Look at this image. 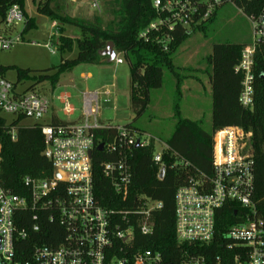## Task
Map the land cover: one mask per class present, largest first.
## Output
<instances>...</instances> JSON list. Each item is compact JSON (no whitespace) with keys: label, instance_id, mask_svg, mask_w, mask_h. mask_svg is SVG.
<instances>
[{"label":"built area","instance_id":"built-area-1","mask_svg":"<svg viewBox=\"0 0 264 264\" xmlns=\"http://www.w3.org/2000/svg\"><path fill=\"white\" fill-rule=\"evenodd\" d=\"M234 0H154L158 13L140 37L149 40L152 32L171 33L180 26L191 28L208 20ZM95 8H100L95 0ZM253 26V40L244 45L235 72L242 74L239 101L245 108L254 105V63L257 46L264 43V8L258 15L248 16ZM27 17L19 4L7 10L0 22V51L9 50L23 41ZM23 30L17 32L19 25ZM53 38L59 36L58 24ZM156 40L163 41L160 35ZM52 42V41H51ZM58 39L46 43L52 53ZM167 48V47H166ZM116 63L123 60L116 54ZM90 75H87L89 77ZM31 82L30 85H25ZM47 81L19 79L12 82L0 74V111L13 117L8 121L32 119L41 126L45 137L43 155L50 161L53 175L38 179L27 176L24 185L28 195H20L0 182V264H174L144 241L137 244L135 225L142 236L154 233L153 213L163 206L159 200L138 195L132 207L120 209L103 206L94 192L93 154L104 152L103 172L110 179L115 193L123 202L129 201L133 182L131 158L133 149L148 146L152 139L137 137L124 125L101 120L100 91L82 92V110L75 117L76 107L68 90L50 93ZM53 90V89H51ZM106 89L104 94L110 95ZM57 102L58 106L55 105ZM59 112L66 119H61ZM49 115L48 121H44ZM105 132L104 136L98 132ZM8 132L17 139V127ZM103 144V150L98 146ZM156 143V142H155ZM253 132L241 126H225L213 135L212 174L197 173L180 185L175 194V232L182 248L176 264H264V220L258 216L253 199L255 191V160L252 150ZM0 144V153H1ZM167 145L153 156L160 172L165 170L163 153ZM1 162V156H0ZM185 167L188 162H181ZM1 173V170H0ZM165 175V172H164ZM234 210L240 221L228 226L220 244L223 254L209 258L207 252L217 234V219L221 210ZM31 213L29 229L19 225ZM30 219V218H29ZM45 220L56 222L65 229L58 245L35 242L30 255L24 241L34 240L43 230Z\"/></svg>","mask_w":264,"mask_h":264},{"label":"trees","instance_id":"trees-1","mask_svg":"<svg viewBox=\"0 0 264 264\" xmlns=\"http://www.w3.org/2000/svg\"><path fill=\"white\" fill-rule=\"evenodd\" d=\"M52 0H47L39 11L61 24L57 27L58 48L61 52L72 50L74 39L63 34L64 23L80 29V36L75 39L78 47L76 57L62 58L61 63L45 71L35 72L31 69L17 68L19 79L47 81L54 89L59 84L64 73L71 72L80 64H99L106 61L99 52L106 48L109 42L114 43L116 53L123 54L130 66V105L139 117L150 103L152 89L163 85L164 70L168 69L178 75L174 63L177 48L186 41L192 31L199 29L207 31L206 24L211 22L216 12L206 21L191 28L178 26L171 33V40L164 37V32H152L149 40L140 37V32L157 18L154 0H119L116 18L107 26L97 18L93 22L73 19L59 15L49 6ZM14 4H19L27 17L22 34L35 27L34 18L25 11L26 0H0V22L6 17L7 10ZM234 6L243 11L246 16L258 15L264 8V0H234ZM160 35L163 41L156 40ZM248 44V43H247ZM246 44L215 43L207 62L211 67L209 72L212 86V126L206 129L201 120L182 117L180 110L176 111V125L172 136L166 141L167 149L163 153L165 175L158 178L159 167L153 163L156 151L155 140L145 147L133 149L131 158L133 182L129 201L123 202L115 193L110 179L104 174L102 162L108 157L104 152L94 151L93 154V184L95 196L99 202L108 208L127 209L132 207L138 195H147L162 202L160 210L153 213L154 233L142 236L135 225L136 242L144 241L146 247L159 249L168 262L176 264L181 249L188 245H180L175 232L176 204L175 194L178 187L191 175L203 173L212 174L213 135L215 130L225 126H241L253 132L252 150L255 160V191L253 195L258 216L264 220V43L257 46L254 63V105L245 108L239 101L242 74L235 72V66L241 58L242 49ZM167 47V48H166ZM12 67H0L5 74ZM180 86V82H178ZM22 120L8 123L0 111V182L6 188L20 195H28L29 189L24 185L27 176L45 179L53 175L50 161L43 155L45 137L41 126L20 125ZM12 126L17 127V139L13 140L8 132ZM133 129L132 124L126 125ZM134 130V129H133ZM99 135L105 132L99 131ZM181 162H188L184 166ZM30 218V219H29ZM240 221L239 213L234 210H221L217 219V234L214 242L208 246L207 255L213 258L222 255L220 240L228 226ZM31 213L19 225L20 229H29ZM65 229L50 220H45L43 230L34 240L24 241L26 248L22 255H30L31 247L40 244L58 245L63 240Z\"/></svg>","mask_w":264,"mask_h":264},{"label":"rangeland","instance_id":"rangeland-1","mask_svg":"<svg viewBox=\"0 0 264 264\" xmlns=\"http://www.w3.org/2000/svg\"><path fill=\"white\" fill-rule=\"evenodd\" d=\"M94 1L52 0L49 6L61 16L89 22L98 18L103 26H107L116 18L119 0H96L99 9L92 6ZM46 2L47 0H26L25 11L34 18L35 27L23 35L22 42L9 50L0 51V67H12L4 74L12 82L18 81L17 69L13 67L41 72L59 65L62 58L72 59L77 55L75 39L80 36V29L68 23L62 25L63 34L74 39L72 50L61 52L52 44L55 49V53H52L45 47L46 43L51 44L58 39V36L52 37L56 32L52 23L56 21L58 26L61 24L39 11V7ZM23 27V24L19 25L15 33H20ZM206 28V32L199 29L192 31L190 37L177 48L174 63L178 75L168 69L164 70L162 87L151 90L150 103L139 117L131 109L130 66L121 53H117L123 60L120 64L115 61L80 64L71 72L64 73L56 88H51L49 83L45 87L47 90L53 89H50V93L54 91V94L62 90L72 93L71 102L77 109L73 118L81 113L82 92L100 91L101 120L119 126L132 124L137 137L143 140L154 139L157 150L160 151L175 130L177 107L182 117L201 120L206 129H211L213 100L209 77L211 67L207 58L212 53L213 45L226 42L247 44L253 40L250 19L232 4L219 8ZM89 74L91 75L86 78ZM30 84L31 82H27L25 85ZM106 89L110 90V95L104 94ZM55 105L58 106L57 102ZM58 115L61 119H66L62 112ZM49 117L47 115L43 120L48 121ZM6 118L10 121L13 117ZM35 123V120L25 119L20 125Z\"/></svg>","mask_w":264,"mask_h":264},{"label":"water","instance_id":"water-1","mask_svg":"<svg viewBox=\"0 0 264 264\" xmlns=\"http://www.w3.org/2000/svg\"><path fill=\"white\" fill-rule=\"evenodd\" d=\"M99 54L103 57H106V61L107 62H112L114 61L115 57H116V50H115V47H114V43L113 42H109L106 46L105 49L101 50L99 52ZM136 147H139V142H137L136 144ZM98 150H103V144L101 143L99 146H98ZM164 172L165 170L162 169L161 172H160V178H163L164 177Z\"/></svg>","mask_w":264,"mask_h":264},{"label":"crops","instance_id":"crops-1","mask_svg":"<svg viewBox=\"0 0 264 264\" xmlns=\"http://www.w3.org/2000/svg\"><path fill=\"white\" fill-rule=\"evenodd\" d=\"M55 23H57L56 21H54ZM58 24V23H57ZM89 75H91V74H89Z\"/></svg>","mask_w":264,"mask_h":264}]
</instances>
